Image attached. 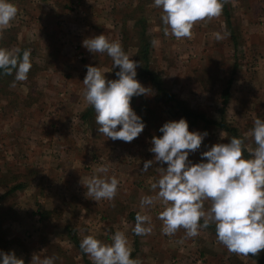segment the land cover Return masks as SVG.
<instances>
[{
    "label": "rangeland",
    "instance_id": "1",
    "mask_svg": "<svg viewBox=\"0 0 264 264\" xmlns=\"http://www.w3.org/2000/svg\"><path fill=\"white\" fill-rule=\"evenodd\" d=\"M40 1L12 0L19 10L16 18L25 11L32 18L39 8L46 11ZM229 1L226 0L228 4ZM263 3L264 0H232L235 6L231 10L233 38L223 22V33L227 35L222 42H218L220 39L208 42L209 46L202 53L198 37L186 42L184 38L176 39L170 32L165 34L159 8L153 30L146 29L147 35L152 36L150 66L169 93L209 120L219 122L223 119L235 128L237 137L244 139L246 151L255 147L251 137L254 119H264ZM64 4L69 5L68 2ZM62 5L63 2L58 7ZM16 18L12 23L17 24ZM29 22L24 28L19 27L22 37L28 38L27 42H19V31L13 29L2 39L4 42L15 39L12 42L15 44L8 49H30L32 67L28 79L23 81V86L29 88L25 97L17 95L21 89L13 76L0 82V249L14 252L24 264H31L34 253L42 258L55 256V264H83L82 254L68 239L67 231L74 232L80 242L85 236L94 235L110 243L112 234L119 230L126 234L132 252L137 241L135 259H140L142 264H257L248 256L229 252L208 228L201 229L200 234L192 238H185L184 229L172 236L163 234L162 222L158 219L161 203L157 201L153 207L142 209L140 200L145 195H155L150 185L159 178V168L167 165L154 161L147 171L142 168L145 161L154 159L149 151L151 138L162 135L158 130L165 122L179 118L170 117L169 105L157 97L151 85L137 79L153 93L134 96L131 100L135 113L141 118L147 117L144 130L131 142L113 141L101 135L97 131L94 109L86 114L91 106L83 96L82 81L86 65L105 71L107 79L118 78L115 75L118 67L112 68V60L106 54H93L88 50L85 53L80 43L67 42L66 45L71 46L66 50L59 42H38L37 31H31L33 37L29 35ZM143 23L147 27L148 22L144 20ZM57 33L53 30L47 36L58 37ZM138 33L134 29H114L108 39L116 35L115 40L120 41L124 51L138 61ZM139 67L140 62L136 71ZM45 69L48 74L39 77ZM229 78H232L229 100L222 113L221 94ZM40 88H44L46 94H42ZM52 90L62 92L54 96L56 101L49 94ZM43 115L48 116L45 121H41ZM20 118L23 120L17 121ZM189 131L208 133L200 149L190 153L188 158L193 163L200 162V154L212 145L228 143L231 139L230 134L218 127L202 123L189 126ZM45 138L44 156L48 155L47 160L41 162L44 147L38 142ZM29 143H34L31 144L33 150L30 156L24 157L21 154ZM58 150V154L52 153ZM39 163L42 172L37 167ZM102 165L108 166L109 176L114 175L119 180L116 196L111 201L92 200L83 186L85 179ZM44 172L46 175H42ZM16 186L18 189L10 192ZM209 207L210 201H206L205 208ZM129 213L148 215L152 232L135 235ZM85 257L93 264L90 256L85 254Z\"/></svg>",
    "mask_w": 264,
    "mask_h": 264
},
{
    "label": "clouds",
    "instance_id": "2",
    "mask_svg": "<svg viewBox=\"0 0 264 264\" xmlns=\"http://www.w3.org/2000/svg\"><path fill=\"white\" fill-rule=\"evenodd\" d=\"M225 2L153 0V6L161 9L165 34L170 32L176 39H190L194 24L220 16ZM18 11L12 0H0V40ZM214 36L217 40L223 38L220 33ZM82 46L90 53L106 54L112 60V68L119 69L115 73L117 79H107L105 71L86 65L83 96L94 109L98 133L113 141H133L146 125L132 109L131 100L134 96L153 94L150 87L136 79L139 62L131 59L120 41L109 40L103 34L84 39ZM31 67L30 49L0 47V74L14 73L15 81H26ZM158 131L162 135L151 138L149 149L154 159L145 161L142 171H147L154 161L167 167L159 168V178L150 185L155 195L143 196L140 206L151 208L157 201L161 203L158 219L163 234L172 236L184 229L185 238H192L201 229L214 225L218 242L229 252L248 256L264 250V119H254L251 137L255 147L247 149L248 158L244 157V139L234 136L228 143L212 145L200 154V162L193 163L188 157L200 149L207 131H189L184 118L167 121ZM108 173V166L102 165L85 179L83 186L92 200L115 198L119 180ZM206 201H210L207 209ZM133 232L137 236L150 234V217L137 213ZM79 247L91 257L93 264H142L140 259L132 258L129 240L119 230L112 234L110 243L87 235ZM55 262V256L42 258L34 253L31 258V264ZM0 264H24V260L14 252L0 251Z\"/></svg>",
    "mask_w": 264,
    "mask_h": 264
},
{
    "label": "crops",
    "instance_id": "3",
    "mask_svg": "<svg viewBox=\"0 0 264 264\" xmlns=\"http://www.w3.org/2000/svg\"><path fill=\"white\" fill-rule=\"evenodd\" d=\"M142 1L143 0H41L40 2H43L44 6H46L45 8L46 11H43L41 8H39L38 12H36L37 15L34 18L31 17L28 11H25L23 15H18V17L16 18L17 24L15 22L13 23L11 22V26L7 28L5 32L7 31L9 32V30L12 29L19 31V27L21 26L23 27L32 19V22H29L31 26L29 35L30 37H33L31 31H37L38 42H59V46L66 50L71 46V45H66L67 42H72V44L80 43L79 45L84 49V47L82 46V41L86 38H90L92 36H96L100 34L106 35V37L108 38V36L112 34V31L114 29H118V30L127 29L128 31L133 29L135 31L138 30V28L135 25L138 18H140V20L143 21L145 20L148 22L146 29L150 31L153 30L155 16H157L155 14L157 8L153 6V0H150V2H148V6H149V10H148V7L146 9V5H142L141 3ZM61 2H63V5L61 7H58L59 3ZM67 2L69 5L65 6L64 3ZM47 5L50 6L48 7ZM227 6H228V12L231 15V10L235 8V6L232 4V0L229 1V4ZM128 14L129 16H127ZM222 16L223 14L212 19H205L203 21L196 22L192 29V33H193L192 37L190 39L189 38H184V39L186 40V42H193L194 39L198 37L199 43H201L200 52L202 53V51L209 46L208 42H213V40L214 41L217 40L214 36L215 33L222 34L223 32H225L222 26L225 20H223L224 17L222 18ZM230 21L232 23V19ZM53 30L58 32L57 33L59 34L58 37L47 36V33L48 32L52 33ZM21 34L22 31L21 32L19 31L20 36L18 35L19 37L18 41L27 42L28 38H23ZM222 37L223 38L220 39L218 42H222V40L224 39V33L222 34ZM115 38H117V36L112 35L109 38V40H115ZM151 38L152 36L150 35V39ZM34 41H36L35 38L33 42ZM208 51L209 49H207V52ZM85 53H88V51ZM82 57H86V56H82ZM47 74H48L47 69H45L40 73L39 77L46 76ZM69 74L70 73L67 74L69 78L68 80L71 81L70 79L71 76ZM23 83H24L23 81H19L18 84H19V89H21L20 90L21 92L18 91L17 95L22 96V94L27 93V90H29V88L23 86ZM71 85L73 84L71 83ZM66 89H67V84H65L64 90ZM0 90L2 89L0 88ZM40 90L42 94H46V90L44 88H40ZM59 92L60 91L57 92L52 90L51 92H49V94L51 93L52 97H54L55 95L57 96L62 93ZM25 95L27 94H24L23 97H25ZM53 99L54 101L57 100V98L55 97ZM35 112L36 113L39 112V109H37ZM42 117H41L42 118L41 121H45L46 117L48 116L43 115ZM19 120H23V119L20 118L17 121ZM9 140L10 139L7 138L8 142ZM42 141L43 142H38V143L40 146L44 147L47 143V139L45 138ZM31 144L30 143L28 144L27 148L24 151V154L21 155H24V157L31 155V151L33 150ZM49 144L50 146L53 145V143L51 144V142H49ZM46 149L47 147H44V150L41 153L42 156L41 162L44 159L47 160L46 156L48 154L44 156ZM3 150L4 149L2 148V151ZM59 152L60 150H58V152H52V153L58 154ZM52 153L49 155V157L52 155ZM10 158L11 156H8V159ZM40 164L41 163H39L37 167H39L42 172V166H40ZM25 165L28 164H24L23 166ZM55 172L58 171L56 170ZM42 175H46L45 172L42 173Z\"/></svg>",
    "mask_w": 264,
    "mask_h": 264
},
{
    "label": "trees",
    "instance_id": "4",
    "mask_svg": "<svg viewBox=\"0 0 264 264\" xmlns=\"http://www.w3.org/2000/svg\"><path fill=\"white\" fill-rule=\"evenodd\" d=\"M148 2H150V0H143L141 3H142V5H148ZM227 5H228V3L225 2L224 6H223L222 14H223V17L225 20L226 28L228 29L229 33L231 34V37L233 38V33H232L233 28H232V23L230 21L231 15L228 12V6ZM135 25L138 28L137 31H139V33H138L139 34V45L137 47L138 48L137 54H139L138 55V61L140 62V67L137 71L136 79H138L141 82H144L146 84L148 83L149 85H151L155 89V91L157 93V97L162 99L166 105H169L168 114L170 115V117L179 118V119L184 118V119H186L188 126H195L198 123L199 124L202 123L204 126H211L212 125V126L218 127L219 129L223 130L224 132L230 134L231 138L234 136L237 137L238 133L235 130V128L226 124L225 121H223V119L219 122H213L212 120H209L208 118H206L203 113H201L197 110L191 109L190 107H188V105L184 101L176 99V97L173 94L169 93V91L164 86V82L161 80L159 75L152 70V68L150 66L149 55H150V51H151V39L147 35L146 27L143 23V20L138 19L136 21ZM4 34L6 35L7 32H4ZM14 40L15 39H12V40H9L7 42L0 40V47H4V48L8 49V48H10L11 44H15V43H12ZM21 50H24V49L22 48ZM233 70H235V65H233ZM9 76L14 77V73L12 75L0 74V82L4 81V79L7 80V78ZM114 79H117V78H114ZM231 83H232V78H229L227 80L225 88L223 89L222 94H221V97H222V113H223L225 106L228 103V100H229ZM92 109H93L92 107L89 108L87 110L86 114L88 112L91 113ZM86 114L84 115V117L86 116ZM146 118L147 117L143 116L142 120L145 121ZM249 155L250 154L245 150L244 151V157L248 158ZM16 189H18V186L12 188L10 190V192H13ZM1 200H2V197H0V201ZM128 219H130L135 225V214L129 213ZM208 229L211 232H213L214 234H216L214 225H210L208 227ZM0 236H1V233H0ZM1 237H0V239H1ZM67 237L70 240V242L72 243V245H74V247L77 250H79L80 253L82 254L83 264H91V262L85 257V254L80 249V247H79L80 241L77 238L76 234L74 232H72L71 230H69V231H67ZM134 244H135V250H134V252H132V258L135 259V255L137 252V249H136L137 241L134 242ZM0 251H4L5 253L11 252L7 248H1ZM248 257L250 259L254 260L257 264H264V250H261L256 255L249 254Z\"/></svg>",
    "mask_w": 264,
    "mask_h": 264
}]
</instances>
